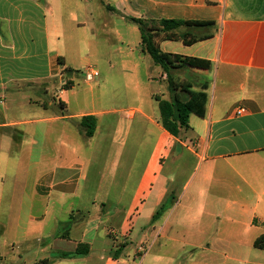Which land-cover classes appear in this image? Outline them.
Here are the masks:
<instances>
[{"label": "crops", "instance_id": "1", "mask_svg": "<svg viewBox=\"0 0 264 264\" xmlns=\"http://www.w3.org/2000/svg\"><path fill=\"white\" fill-rule=\"evenodd\" d=\"M62 1L0 0V148L8 146L11 139L21 142L28 132L22 127L34 121L13 118L5 111L7 100L21 96L25 102L48 110L46 98L53 91L61 97L54 83L60 73L55 71L75 70L49 49L54 25L49 26L48 18L60 10ZM65 2L74 7V14L80 6L95 2L100 13L120 17L125 31L135 37L131 45L121 38L126 45V49L120 48L125 56L123 69L131 74L150 56L142 52L140 31L129 18L214 23L181 32L188 41L203 40L188 44L159 41L165 54L211 62L206 71L169 62L175 91L198 92L208 83L206 112L202 118L191 115L189 128L181 130L179 137L162 127L160 112L155 113L154 108L146 112L141 105L74 116V120L87 115L97 119L92 137L97 141L109 129L116 134L125 127L123 120L133 121L137 114L139 124L146 123L158 133L154 154L124 220L115 226L113 219L119 209L97 200L85 203V195L78 189L80 175L75 184L70 175L61 176V170L72 171L75 165L81 169L80 164L55 166L39 176L34 186L33 194L44 200L43 207L36 213L31 207L14 211L19 216L11 228V224L5 228L13 234L10 253L0 256V264H264V250L254 247L264 236V0ZM99 11L88 14L92 18ZM90 27L96 35L97 28L107 29L108 25L93 19ZM151 68L145 81L157 86L150 100L158 105L154 96L169 100L171 92L162 69L156 64ZM182 70L183 76L177 78ZM80 120L78 132L87 138L80 133ZM160 149L168 152L155 157ZM5 195L0 190V199ZM59 204L67 205L63 215L57 212ZM157 213L160 215L154 219ZM130 214L133 216L126 222ZM79 245L87 246L88 252L76 254ZM171 248L176 250L171 253Z\"/></svg>", "mask_w": 264, "mask_h": 264}, {"label": "rangeland", "instance_id": "2", "mask_svg": "<svg viewBox=\"0 0 264 264\" xmlns=\"http://www.w3.org/2000/svg\"><path fill=\"white\" fill-rule=\"evenodd\" d=\"M65 1H62L60 10L48 18L49 26L54 25L50 33V51L65 58L71 68L75 69L69 72L55 71V74L60 73L54 78V83L61 97L57 98L53 91L44 101L48 110L25 102L21 96H17L16 100L8 99L5 106V111L13 118L34 121L33 124L22 127L28 132L21 142L11 139L8 146L0 148V176L3 178L0 190L6 193L0 199L2 258L8 257L10 253L8 244L13 234L5 228L9 224L11 228L13 219L19 216L14 211L31 207L36 213L43 207L44 200L33 194L34 186L39 176L55 166L80 164L81 169L75 165L72 171L61 170V176L70 175L71 183L75 184L80 175L78 189L84 193L85 203L89 205V200L90 203L97 200L98 203H105L107 207L119 209L113 219L115 226H119L131 204L132 196L139 188L140 178L151 161L158 141V133L153 127L138 123L139 114L133 121L122 119L126 123L123 129L116 134L109 129L104 135H100L98 141L79 134L77 125L80 119L74 120V116L83 112L99 109L129 110L141 105L146 112L150 113L155 109V113L159 114L158 105L150 100V93L158 88L145 81V76L151 73V66L155 65L150 58L145 65H139L132 71L133 74L123 69L122 59L125 56L121 54L120 48L126 49V45L121 43V38H125L126 42L130 41L131 45L135 42V37L131 31H125L119 16L110 12L105 15L100 13L95 2L80 6L74 14V7ZM96 9L99 12L94 13L91 18L88 12ZM93 19L99 25L107 24V29L99 27L96 35H93L90 27ZM182 31L183 29L180 30ZM89 67L96 68L99 73L92 82L86 81ZM176 75L177 78L183 76V70ZM69 87L67 94L63 93ZM160 90L166 92L165 88ZM1 111L3 110L0 106ZM64 116L67 117L63 119ZM180 139L183 141V136ZM167 150H157L155 157L164 156ZM169 161L170 159L168 163H171ZM66 206L63 208L59 204L56 207L57 212L63 215ZM132 216L130 214L126 222ZM117 237L119 240L123 239L120 235ZM170 250L173 253L176 249Z\"/></svg>", "mask_w": 264, "mask_h": 264}, {"label": "trees", "instance_id": "3", "mask_svg": "<svg viewBox=\"0 0 264 264\" xmlns=\"http://www.w3.org/2000/svg\"><path fill=\"white\" fill-rule=\"evenodd\" d=\"M110 11L114 12L115 9L111 6L107 7ZM129 21L135 24L141 36L142 52L153 60L154 64L158 65L163 73L167 76L168 86L171 92L169 100L162 99L159 96H154L155 101L158 103L160 112V123L162 127L172 136L179 137L181 130L189 128V118L191 115L204 117L207 105L208 83L201 85V91L191 92L187 90L175 91V80L171 73L169 62L174 60L181 66H187L197 70H209L211 62L209 60L182 57L179 55H171L163 53L159 48V41H176L183 40L186 44L203 40L204 38H192L186 40L187 35H183L180 30L186 28H204L211 27L215 24L212 22L200 21H183V20H142L129 18ZM62 62V58H59ZM67 71H71L68 70ZM70 87L67 89L69 90ZM97 130V119L92 115H87L80 120V133L87 138H92ZM160 214L154 216L156 219ZM254 247L264 250V236L257 239ZM88 252V247L79 245L76 254H85ZM68 256L67 254L63 255Z\"/></svg>", "mask_w": 264, "mask_h": 264}, {"label": "built area", "instance_id": "4", "mask_svg": "<svg viewBox=\"0 0 264 264\" xmlns=\"http://www.w3.org/2000/svg\"><path fill=\"white\" fill-rule=\"evenodd\" d=\"M96 76L97 72L93 68L89 67L86 72V81L92 82Z\"/></svg>", "mask_w": 264, "mask_h": 264}]
</instances>
